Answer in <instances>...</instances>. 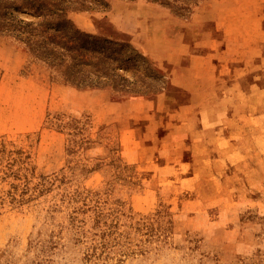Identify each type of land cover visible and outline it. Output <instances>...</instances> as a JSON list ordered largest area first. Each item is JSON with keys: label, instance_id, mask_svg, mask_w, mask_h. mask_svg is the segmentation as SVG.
<instances>
[{"label": "rangeland", "instance_id": "374dc122", "mask_svg": "<svg viewBox=\"0 0 264 264\" xmlns=\"http://www.w3.org/2000/svg\"><path fill=\"white\" fill-rule=\"evenodd\" d=\"M169 2L72 14L151 59L148 94L79 93L0 45V264H264V0ZM221 12L204 38L197 18ZM202 43L223 50L194 69L192 103L187 58H169ZM104 221L118 243L92 255Z\"/></svg>", "mask_w": 264, "mask_h": 264}, {"label": "trees", "instance_id": "16d2710c", "mask_svg": "<svg viewBox=\"0 0 264 264\" xmlns=\"http://www.w3.org/2000/svg\"><path fill=\"white\" fill-rule=\"evenodd\" d=\"M151 1L170 6L169 0ZM107 8L108 0H0V39L10 41L34 62L45 66L52 82L77 89H106L110 96L114 92L132 95L154 92L158 88L152 80L159 73L146 54L130 42L114 41L116 46L111 49L112 38L80 27L72 16L75 12ZM22 9L31 16H19L17 11ZM140 62L150 79L138 73ZM124 63L133 65L132 81L117 71ZM76 219L73 215L72 220ZM102 226L100 240L92 244V255L96 247L109 253L112 241L118 243L112 237L114 224L104 221Z\"/></svg>", "mask_w": 264, "mask_h": 264}, {"label": "crops", "instance_id": "0c3cea01", "mask_svg": "<svg viewBox=\"0 0 264 264\" xmlns=\"http://www.w3.org/2000/svg\"><path fill=\"white\" fill-rule=\"evenodd\" d=\"M201 4L197 5L196 7H200ZM202 10H204V6L201 7ZM221 10V9H220ZM222 13H218L216 14L214 17H208L207 13L203 16V17H198L197 21H202L204 23V26L206 27V35L204 36V38H209V35L210 33L208 31H212L211 28H212V24L214 23V26H215V29H219L220 31L223 29V26L225 25L226 21L224 19V16H222ZM199 14H202V11H200ZM206 16V17H205ZM195 21V18L193 19ZM84 28V27H83ZM85 29L89 30L88 28L85 27ZM208 32V33H207ZM226 31L223 29L222 33H225ZM225 35V34H224ZM207 40V39H206ZM0 45L6 47V48H13L14 51H16V53H20V55H24L22 50L18 47H16L13 43H11L10 41L8 40H4V39H0ZM204 45V46H203ZM208 44H204L202 43V47H201V50L198 52V53H195V52H187L186 50H181L180 48H175L173 50V53H172V58H169L171 59V61H180L182 58H187L188 60V68H190V80L187 79V78H184V80H181V78H177V82L178 84H180L182 87H184L186 90H188L189 92V95H190V99H191V102L192 103H195V99L196 96V92L194 91V86H193V80L191 79V76L193 74V71L195 68L197 67H200V66H205L206 67V63L208 62V57L212 56L214 53V51H221L223 49H220L221 47H217L215 45H210L211 47V50L209 48H207ZM206 47V48H205ZM230 48V46L226 45V49ZM224 50V51H225ZM184 55H187V56H184ZM0 70H1V75H0V84L3 80V70H2V67H0ZM192 81V82H191ZM71 88H73L76 92H79V93H102L106 96L109 97L110 93L108 90L106 89H77L75 87H72V86H69ZM195 93V94H194Z\"/></svg>", "mask_w": 264, "mask_h": 264}]
</instances>
